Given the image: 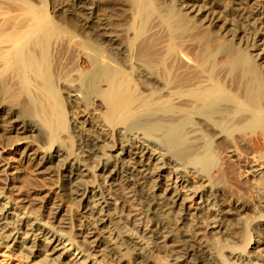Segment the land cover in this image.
I'll use <instances>...</instances> for the list:
<instances>
[{"label":"bare ground","instance_id":"bare-ground-1","mask_svg":"<svg viewBox=\"0 0 264 264\" xmlns=\"http://www.w3.org/2000/svg\"><path fill=\"white\" fill-rule=\"evenodd\" d=\"M43 1L0 0V264H264V0Z\"/></svg>","mask_w":264,"mask_h":264},{"label":"rangeland","instance_id":"rangeland-1","mask_svg":"<svg viewBox=\"0 0 264 264\" xmlns=\"http://www.w3.org/2000/svg\"><path fill=\"white\" fill-rule=\"evenodd\" d=\"M43 2L48 5L47 0H44ZM14 260L15 258L13 256H7V253L4 250H0V263H13Z\"/></svg>","mask_w":264,"mask_h":264}]
</instances>
